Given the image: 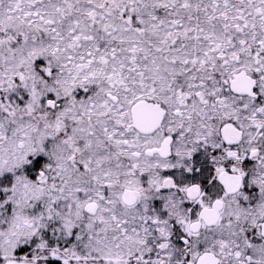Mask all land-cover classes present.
<instances>
[{
	"label": "snow or ice",
	"instance_id": "1",
	"mask_svg": "<svg viewBox=\"0 0 264 264\" xmlns=\"http://www.w3.org/2000/svg\"><path fill=\"white\" fill-rule=\"evenodd\" d=\"M0 264H264V0H0Z\"/></svg>",
	"mask_w": 264,
	"mask_h": 264
}]
</instances>
